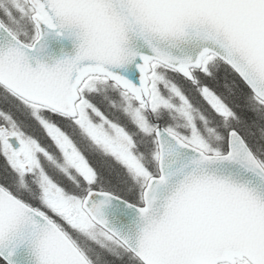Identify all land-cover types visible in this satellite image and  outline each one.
<instances>
[{"label":"snow or ice","instance_id":"6c2138e0","mask_svg":"<svg viewBox=\"0 0 264 264\" xmlns=\"http://www.w3.org/2000/svg\"><path fill=\"white\" fill-rule=\"evenodd\" d=\"M0 264H264V0H0Z\"/></svg>","mask_w":264,"mask_h":264}]
</instances>
